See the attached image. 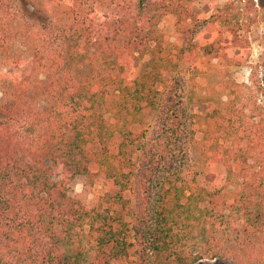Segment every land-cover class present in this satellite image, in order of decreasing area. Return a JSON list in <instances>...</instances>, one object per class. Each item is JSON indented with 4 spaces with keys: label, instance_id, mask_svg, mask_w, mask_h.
<instances>
[{
    "label": "trees",
    "instance_id": "16d2710c",
    "mask_svg": "<svg viewBox=\"0 0 264 264\" xmlns=\"http://www.w3.org/2000/svg\"><path fill=\"white\" fill-rule=\"evenodd\" d=\"M199 1L0 0V264H264V106L226 82L231 141L191 111L198 58L245 65L250 26ZM78 179L110 187L87 207Z\"/></svg>",
    "mask_w": 264,
    "mask_h": 264
},
{
    "label": "rangeland",
    "instance_id": "374dc122",
    "mask_svg": "<svg viewBox=\"0 0 264 264\" xmlns=\"http://www.w3.org/2000/svg\"><path fill=\"white\" fill-rule=\"evenodd\" d=\"M229 0H200L195 4L196 10L204 13L207 20L211 19L220 7ZM235 7L234 12L239 14L244 26L241 34H244L247 25L250 26L248 34L251 42V55L243 66H226V62L220 58L199 57V68L196 72L195 82L198 92L205 98L204 102L191 106V111L197 114H207L214 110L221 112V120L225 122V128L233 133L230 141L235 138V133L240 128V107L236 105L235 93H233V106L228 108L231 100L230 92L226 89V82L233 81L246 88L240 90L243 100L258 99V104L264 106V0H231ZM167 42L172 48L180 46L181 42L175 32V17L168 16L161 24ZM236 87L233 85V92ZM2 93L0 90V99ZM237 100V99H236ZM235 101V102H234ZM151 118H149L150 120ZM252 122H258L254 119ZM250 132V130H249ZM210 145L203 140L201 132H197L193 143L191 168L203 171L205 169V156L209 153ZM110 183H97L88 186L84 179H78L71 187V194L81 200L87 207L95 206L99 199L107 192ZM114 264H127L117 262ZM199 264H234L230 261L204 260Z\"/></svg>",
    "mask_w": 264,
    "mask_h": 264
}]
</instances>
